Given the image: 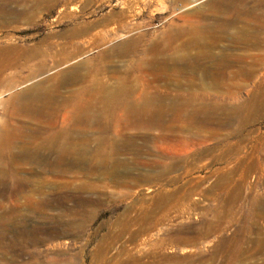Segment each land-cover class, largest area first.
Returning a JSON list of instances; mask_svg holds the SVG:
<instances>
[{
	"label": "rangeland",
	"instance_id": "1",
	"mask_svg": "<svg viewBox=\"0 0 264 264\" xmlns=\"http://www.w3.org/2000/svg\"><path fill=\"white\" fill-rule=\"evenodd\" d=\"M160 2L0 0V126L35 127L5 104L55 90L82 149L0 162V264H264V0Z\"/></svg>",
	"mask_w": 264,
	"mask_h": 264
},
{
	"label": "bare ground",
	"instance_id": "2",
	"mask_svg": "<svg viewBox=\"0 0 264 264\" xmlns=\"http://www.w3.org/2000/svg\"><path fill=\"white\" fill-rule=\"evenodd\" d=\"M162 0H159V2ZM200 0H176L175 3H178V8H189L190 5L194 2ZM174 2V1H173ZM161 3V2H160ZM159 3V4H160ZM174 3V4H175ZM162 4V3H161ZM184 10V9H183ZM198 11V10H196ZM197 14L195 11H189L183 14L181 17L186 20L191 19ZM204 20L205 16L200 15ZM221 17L218 15L207 16V21L202 23H191L188 29L177 30L175 36L180 38L181 36H187V44L191 42H197V36L204 33H212L214 35L220 34L227 29L229 23H226L225 20H221ZM193 37V39H192ZM254 45L263 46L264 41L258 39L251 40ZM199 47H203L202 43H198ZM69 70V69H68ZM71 77L69 81L75 80L76 70L75 68L70 69ZM77 75V74H76ZM33 90V88L25 90L21 94H17L12 101L6 103L4 110L11 116L13 112L21 115H27L31 118L35 127H30L25 130V132L17 131L11 127L9 120L6 124L0 126V162L5 158L6 160L13 162L16 159L27 158L30 161H36L44 163L48 166L58 165L59 163H64L67 161H74L75 158L80 156L82 149L80 142L77 140L75 135V130L64 129L63 127L57 126V111L52 109V105H57L58 107V95L55 90H44L43 93L34 97L32 99H27L26 96ZM55 91V92H54ZM119 95H121L119 93ZM113 94L111 97H114ZM1 97L0 96V108H1ZM109 98V103H112L115 99ZM107 100V99H106ZM105 100V101H106ZM67 103V102H66ZM152 99H146L140 103H134L129 109V113L140 116L141 114H146L149 112V105H151ZM144 104V105H143ZM121 106V103L117 102L114 105V108ZM85 112L88 116H79L78 120L84 122H90L94 120L103 121L106 117H102L101 114H97L92 108L85 109ZM99 115V117H98ZM101 121V122H102ZM21 141L22 144L19 147L18 153H13L12 150L15 147V141ZM56 155V158L52 160L51 155ZM70 159V160H69ZM11 175L5 169H0V184L3 186L8 182H13L10 180ZM2 189V187H1ZM124 252L126 250H123ZM140 252V250H138ZM135 264H159L156 260H150L147 262L137 261ZM192 264H204V263H192ZM230 264H236L235 258H232Z\"/></svg>",
	"mask_w": 264,
	"mask_h": 264
}]
</instances>
